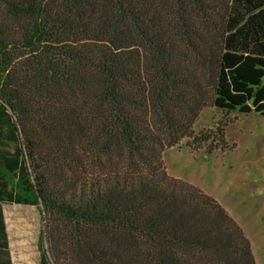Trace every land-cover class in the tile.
I'll return each mask as SVG.
<instances>
[{
	"label": "trees",
	"instance_id": "1",
	"mask_svg": "<svg viewBox=\"0 0 264 264\" xmlns=\"http://www.w3.org/2000/svg\"><path fill=\"white\" fill-rule=\"evenodd\" d=\"M206 106L264 116V0H0V231L11 201L38 264H256L163 163Z\"/></svg>",
	"mask_w": 264,
	"mask_h": 264
},
{
	"label": "rangeland",
	"instance_id": "2",
	"mask_svg": "<svg viewBox=\"0 0 264 264\" xmlns=\"http://www.w3.org/2000/svg\"><path fill=\"white\" fill-rule=\"evenodd\" d=\"M191 130L164 150L166 172L214 198L241 227L256 264H264V116L206 106ZM36 216L39 243L38 207Z\"/></svg>",
	"mask_w": 264,
	"mask_h": 264
},
{
	"label": "crops",
	"instance_id": "3",
	"mask_svg": "<svg viewBox=\"0 0 264 264\" xmlns=\"http://www.w3.org/2000/svg\"><path fill=\"white\" fill-rule=\"evenodd\" d=\"M37 206L3 201L4 232L0 231V264L7 256L11 264H38Z\"/></svg>",
	"mask_w": 264,
	"mask_h": 264
}]
</instances>
